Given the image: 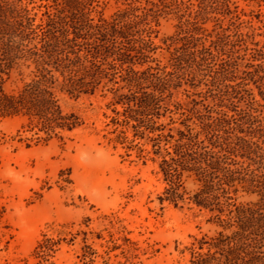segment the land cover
Masks as SVG:
<instances>
[{"label":"trees","instance_id":"trees-1","mask_svg":"<svg viewBox=\"0 0 264 264\" xmlns=\"http://www.w3.org/2000/svg\"><path fill=\"white\" fill-rule=\"evenodd\" d=\"M126 1L123 8L106 18L95 0H52L54 11L43 12L36 23L35 15H31L23 0H0V117L25 118L22 127L34 131L37 138L62 139L63 132H72L84 124L75 111H66L64 99L75 100L82 94H94L101 84L103 88L112 84V104L122 107V111L113 109L115 116L111 123L114 132L117 131L113 140L127 143L126 148L138 146L142 152L140 141L147 137L152 142V153L160 155L161 149L165 151L159 167L166 187L158 197L159 202L166 201L174 207L186 202L199 210L219 213L222 231L209 240L205 236L195 239L186 248L191 263L264 264V129L253 108H232V114L215 110L213 115L207 107L206 114L197 116V130L185 125V130L177 129L175 134L171 130L164 133L165 126L156 121L172 111L168 107L172 89L180 86L183 77L195 76L202 65L211 68L212 61L217 69H223L222 73L214 70L211 78L222 81L225 88L222 96L228 97L231 104L232 98L244 100L242 92L248 91L247 79L242 77L234 85L225 84L235 72L224 67L238 59L236 47L248 32L236 30L234 40L218 32L205 46L209 35L204 34L207 29L200 21L204 23L208 14H235L239 18L237 14H246L239 10V1L255 2L259 9L251 14H258L259 19L264 14L261 11L264 0ZM161 14H189V19L178 17V33L170 37L175 45L168 64L171 69L159 64L136 69L135 65L148 61L147 52L155 49L151 36ZM254 45L258 46L259 42ZM262 48L264 42L260 49L253 50L252 58L263 59ZM30 65H34L30 80L21 87L6 89L13 70L17 69L21 75V68ZM252 75L248 79L256 83ZM120 82L123 85L115 87ZM238 86L243 89L237 90ZM257 88L264 100V92L260 86ZM122 89L127 92H120ZM173 105L182 110V117L191 118L183 110V104ZM129 130L131 138L127 136ZM258 132H261L259 136ZM237 156L245 160L237 161ZM185 173L187 177L194 176L200 184L193 193L183 185ZM239 188L257 194L259 199L236 204L232 194ZM223 213L226 218H221ZM232 227L230 233H225Z\"/></svg>","mask_w":264,"mask_h":264},{"label":"rangeland","instance_id":"rangeland-1","mask_svg":"<svg viewBox=\"0 0 264 264\" xmlns=\"http://www.w3.org/2000/svg\"><path fill=\"white\" fill-rule=\"evenodd\" d=\"M95 1L106 18L127 2ZM23 2L31 9V15H35L36 23L40 22L43 12L54 11L52 0ZM241 9L246 14H237L239 18L235 14H208V19L204 23L200 21V25L207 29L204 34L209 35L205 46L218 32L228 35V40L235 39L236 30L248 32L236 47L238 59L224 67L235 72L225 84L234 85L242 77L247 79L248 91L242 92L244 100L232 98L231 104L228 97L222 96L225 90L222 81L218 77L211 80L214 70L223 71L217 69L215 61L209 65L211 68L202 65L195 76H184L180 86L172 89L168 104L172 111L156 120L165 126L164 133L171 130L175 134L177 129L185 130V125L197 130V116L206 114L207 107L216 115L215 110L232 114V108L240 110L249 106L264 129V100L257 88L260 86L264 92V58L256 55V59L252 58L253 50L260 49L264 42V14L259 19L258 14H251L258 12L255 2L239 1ZM179 16L182 20L189 19V14H161L156 32L151 36L155 49L147 52L148 61L135 65L136 69L157 64L168 66L175 48L170 37L178 33ZM217 18L223 20L217 21ZM255 42L259 45H254ZM184 66L190 70L188 64ZM33 69L34 65L23 66L21 75L14 69L6 89L23 86L32 77ZM251 74L256 83L248 79ZM122 85L120 82L115 87ZM111 87L108 84L103 88L101 84L94 94L64 99L66 111H75L84 124L72 132H63L62 139L37 138L34 131L22 127L25 118L0 117V264H192L186 248L195 239L205 236L209 240L222 231L217 211L199 210L186 202H180L177 207L166 201L159 202L158 197L166 187L159 167L165 151L161 149L160 155L152 153V142L147 137L140 141L142 152L138 146L126 148L127 143L113 140L117 134L111 123L115 116L113 109L122 111V107L112 104ZM221 96L223 103L219 101ZM174 102L183 104V110L191 118L182 117V110L176 109ZM127 136L131 138V130ZM235 159L245 160L240 156ZM182 181L190 193L200 186L187 173ZM232 195L238 205L259 199L257 194L241 188ZM221 218L226 215L223 213ZM206 250L204 245L203 251Z\"/></svg>","mask_w":264,"mask_h":264}]
</instances>
